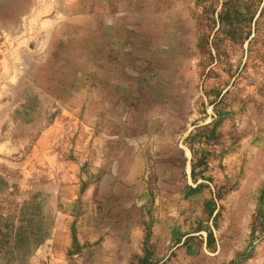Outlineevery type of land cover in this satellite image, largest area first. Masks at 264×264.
<instances>
[{
	"label": "rangeland",
	"instance_id": "374dc122",
	"mask_svg": "<svg viewBox=\"0 0 264 264\" xmlns=\"http://www.w3.org/2000/svg\"><path fill=\"white\" fill-rule=\"evenodd\" d=\"M0 264H264V0H0Z\"/></svg>",
	"mask_w": 264,
	"mask_h": 264
}]
</instances>
